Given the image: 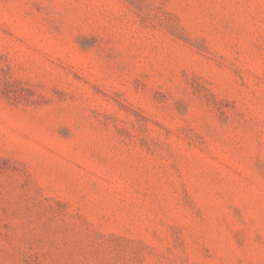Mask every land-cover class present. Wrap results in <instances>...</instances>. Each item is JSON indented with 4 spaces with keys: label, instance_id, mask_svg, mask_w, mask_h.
I'll list each match as a JSON object with an SVG mask.
<instances>
[{
    "label": "rangeland",
    "instance_id": "1",
    "mask_svg": "<svg viewBox=\"0 0 264 264\" xmlns=\"http://www.w3.org/2000/svg\"><path fill=\"white\" fill-rule=\"evenodd\" d=\"M0 264H264V0H0Z\"/></svg>",
    "mask_w": 264,
    "mask_h": 264
}]
</instances>
